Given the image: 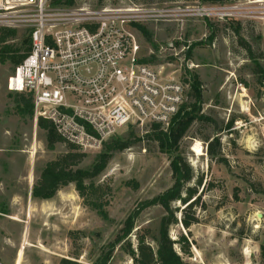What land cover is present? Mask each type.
I'll return each mask as SVG.
<instances>
[{"label":"rangeland","instance_id":"obj_1","mask_svg":"<svg viewBox=\"0 0 264 264\" xmlns=\"http://www.w3.org/2000/svg\"><path fill=\"white\" fill-rule=\"evenodd\" d=\"M76 1L90 6L99 2ZM104 2L145 10V16L136 24L144 27L148 37L136 25L129 28L140 44L141 58L163 70L164 76L173 73L190 78L189 72H194L201 80L199 114L211 120H196L179 144V151L194 171L190 185L196 186L202 179L199 203L188 210L198 217V222L186 229L180 222L181 212H177L179 223L171 226V238L176 240L182 234L187 237L191 250L184 258L194 264H264V122L259 121L264 110V84L259 83L254 62L229 27L241 23L242 36L264 68L258 23L208 17L206 9L221 5L202 4L199 0ZM208 22L214 23L217 30L212 39ZM11 28L17 30L11 43L30 39L29 27ZM13 69V63L0 62V264H61L65 259L73 264H95L134 207L173 184L171 155L160 151L157 142L147 137L152 125L125 126L107 139L141 138L132 147L114 152L94 180L102 187V200L108 202V219L85 203L74 183L61 188L51 199L33 197V187L47 162L64 154L68 143L57 142L49 148L47 131L39 127L35 114H19L16 91L8 88ZM188 93L189 87L186 104H193L195 99ZM186 110L189 109L181 111L165 130ZM232 118L234 123L228 128ZM214 138L220 139L221 149L212 157L208 144ZM197 142L201 155L193 150ZM78 151L87 154L78 165L86 169L103 147ZM220 157L225 160L220 161ZM184 207L174 203V208ZM163 214L160 206L145 209L126 239L129 241L115 248L107 264H132L125 248L129 242L136 248L138 234L146 233L148 241L155 245L152 236L157 235ZM176 249L182 254L178 244Z\"/></svg>","mask_w":264,"mask_h":264},{"label":"built area","instance_id":"obj_2","mask_svg":"<svg viewBox=\"0 0 264 264\" xmlns=\"http://www.w3.org/2000/svg\"><path fill=\"white\" fill-rule=\"evenodd\" d=\"M204 13L255 21L264 52V0L213 6ZM144 16L145 10L135 7L0 0V27L30 28L31 50L8 88L31 94L36 120L51 121L65 142L82 151L100 150L125 126L166 129L181 112L189 86L141 61L129 28ZM259 121L264 122V110Z\"/></svg>","mask_w":264,"mask_h":264},{"label":"trees","instance_id":"obj_3","mask_svg":"<svg viewBox=\"0 0 264 264\" xmlns=\"http://www.w3.org/2000/svg\"><path fill=\"white\" fill-rule=\"evenodd\" d=\"M199 1L202 4L222 5L233 0ZM56 3L65 6H74L78 4L76 0H56ZM98 5L106 6L108 3L104 2V0H99ZM111 5L116 6L117 4ZM135 25L148 37L147 31L141 24L135 23ZM208 27L211 31L210 37L212 39L215 37L217 30L212 22H208ZM229 27H231L232 31L237 35L239 45L245 49L248 58L254 62V73L258 76L259 83L264 84V68L259 63L258 57L249 42H247L242 36L241 23L237 22L235 25L230 24ZM16 34L17 30L14 28L5 26L0 27V62L2 64L7 62L13 63V72L15 71V67L23 61L31 50V40L29 38H24L19 44L10 42ZM141 61L149 63V60L146 58H142ZM189 74L190 78L183 77V80L189 84L188 94L194 97L195 102L193 104L184 103L181 111L185 108L189 110H186L174 125L169 128V130H165L160 125L154 124L151 126L150 132L147 134V137H152L157 142L160 151L171 155L170 165L172 169L173 184L164 192L150 199L143 200L134 207L124 221L117 236L104 248L102 255L95 264H107L111 259L115 248L118 245L123 244L124 241H129L126 239H128L134 230L135 223L140 214L145 209L154 206H160L164 210V214L160 218L157 235L152 236L155 245L148 241L146 233L138 234L136 248L133 247L130 242L128 247L125 248L132 259V264H194L184 258L185 255H190L191 250L187 237L182 234L178 239L174 240L170 236L171 226L179 223L177 212H181L182 217L180 222L186 229H189L192 224L198 222V217L195 214H189L188 210H191L199 203L201 196L198 188L202 185V179H198V184L196 186L190 185V182L194 178V171L186 158L179 151L180 141L196 120H211V118L205 114H199L200 106L198 105L202 102L200 77L194 72H189ZM15 95L16 108L19 114L22 116H34L32 95L20 92H16ZM233 123L234 118L229 121L227 127L231 128ZM38 125L41 129L47 131L49 148H54L57 142H65L64 139L59 136L51 121L40 117L38 119ZM139 141H141L140 137H129L124 139L113 137L110 141H105L103 143V151L97 155V159L92 166L86 169H82L78 167V165L87 154L78 151L77 146L68 143V150L64 154L47 162L39 180L33 187V197L42 200L51 199L61 188L74 183L76 190L84 199L85 203L95 209L101 217L108 219V202L102 200L100 196L102 187L97 186L94 180L105 170L114 152L128 149ZM220 149L221 141L219 138H214L209 142L208 154L212 157L220 154ZM219 159L220 161L225 160L223 157H220ZM135 187H138V185L135 184ZM176 202H180L185 207L182 210L174 208V203ZM177 244L180 246L183 255L177 251ZM262 256L264 258V246H262ZM61 264H73V262L65 259Z\"/></svg>","mask_w":264,"mask_h":264},{"label":"bare ground","instance_id":"obj_4","mask_svg":"<svg viewBox=\"0 0 264 264\" xmlns=\"http://www.w3.org/2000/svg\"><path fill=\"white\" fill-rule=\"evenodd\" d=\"M193 150H194L196 153H198L199 155L202 154V152H200L201 149H200V143H199V142H197V143L193 146ZM25 233H27V230L25 231ZM25 236H26V235H25ZM26 237H27V236H26ZM24 241H25L24 243H26V238H25ZM21 257H22V250H20L18 258L21 259Z\"/></svg>","mask_w":264,"mask_h":264}]
</instances>
